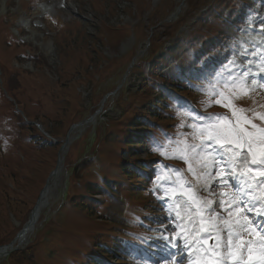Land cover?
<instances>
[{
    "label": "rangeland",
    "instance_id": "rangeland-1",
    "mask_svg": "<svg viewBox=\"0 0 264 264\" xmlns=\"http://www.w3.org/2000/svg\"><path fill=\"white\" fill-rule=\"evenodd\" d=\"M253 1L263 7L264 0H0V113L11 117L6 122L17 137L0 126V246L27 223L57 158H63L28 241L1 256L0 264H83L90 255L98 258L99 247L118 254L145 238L156 242V230L167 221L155 206L147 175L129 180L121 166L175 157L153 152L156 143L167 144V153H175L174 143L183 148L195 144L185 122L174 116V101L163 106L165 99H156L162 90L172 99L187 97L233 119L228 108L216 103L219 95L214 100L203 93L171 92L166 88L175 85L166 80L173 67L180 65L179 74L189 75L206 55L218 58V49L224 51L226 41L233 40L234 26ZM260 16H253L258 23L253 29L264 31V12ZM245 25L238 40L263 44L264 36L254 30L250 34ZM235 61L241 63L237 55ZM236 93L234 106L264 129L259 118L264 116V92L247 85ZM23 116L58 143L43 147L44 138ZM137 119H144L147 128L133 126ZM73 125L79 127L69 134ZM189 156H194L190 150ZM198 169L195 175L188 166L185 170L195 178L196 190L215 205L217 188L211 196L204 169ZM113 257L109 264H134L130 257Z\"/></svg>",
    "mask_w": 264,
    "mask_h": 264
},
{
    "label": "snow or ice",
    "instance_id": "snow-or-ice-1",
    "mask_svg": "<svg viewBox=\"0 0 264 264\" xmlns=\"http://www.w3.org/2000/svg\"><path fill=\"white\" fill-rule=\"evenodd\" d=\"M258 35H264V33H258ZM240 54L247 56L244 51H241ZM260 61V70L264 72V56L260 57ZM248 63L253 62L248 61ZM232 66H235L237 70H233ZM240 67L241 65H237L235 59L231 60L228 64L223 65L222 71L217 72L208 82V86L212 88L210 95L213 97L219 95L220 99H217L216 103L228 108L232 112L233 119L219 115L198 116L194 114L190 106L185 105H181L177 109L178 113L182 111L190 118L194 135L200 138L201 142L177 149L176 158L188 164V170L194 175L196 170L192 166L191 159L199 158L197 163L204 169L202 178L208 181L206 190L211 196L215 197L218 186L228 187L231 192H221L220 199L215 205L212 200L203 202L191 188L184 186V181L179 178L180 169L166 168L167 172H174L178 177L172 186H168L170 178L166 179L161 176V169L166 166L159 165L156 180L153 181L155 185L153 191L160 193L167 186V191L163 192V196L170 195L172 199L169 204L167 200L157 195V199L168 205L164 208L168 220L167 223L161 221L162 227L156 230L155 248L160 255L154 264H226L227 261H231V264H253V257L256 254L255 242L239 240L241 231H248L250 234L260 236L262 250L258 261L259 264H264V203H261L264 200V129L251 124L245 116L241 115L243 110L234 106L236 89L246 88L248 84L264 87V76L254 74L251 67L239 71ZM217 85L229 89L232 95L225 96L224 92L218 93ZM199 91L205 92V89L202 88ZM259 118L264 119V116ZM244 125H250L254 131H248ZM165 139L167 143H173L171 137L165 136ZM215 144H219L223 151H218L213 146ZM226 145H230V147H226ZM166 147L167 144L156 143L152 150L167 156L169 154ZM189 150L194 154L191 158ZM217 178H219L218 181ZM157 181H164V183H157ZM258 191L261 193L260 196H257ZM177 196L186 199L178 200ZM221 206L227 211L228 220L219 215ZM191 209H195L194 214L200 217L199 231L201 233L216 228L217 220L227 225V243L225 244V241L217 234L215 245L202 248L201 241L206 242L209 237L196 235L190 231V225L194 224V221L188 225L184 222V215L189 217L193 215ZM173 211L175 220L172 215ZM252 213L255 215H251ZM205 214H207V219ZM233 216L236 217L235 230H233L231 219ZM237 240L239 242L234 243ZM245 246L247 247V259L241 251ZM225 248L227 249L226 256L221 251ZM149 259H143L140 264H149Z\"/></svg>",
    "mask_w": 264,
    "mask_h": 264
},
{
    "label": "trees",
    "instance_id": "trees-1",
    "mask_svg": "<svg viewBox=\"0 0 264 264\" xmlns=\"http://www.w3.org/2000/svg\"><path fill=\"white\" fill-rule=\"evenodd\" d=\"M232 36H233V39H234L236 37V33H233ZM228 42L229 41H226V43H228ZM179 44L180 43H178V45ZM218 50H220L219 53H221V54L223 52H225V50L221 51L220 48ZM190 74L193 75L194 73L192 74L190 72L189 75H188V74H186V71H185V73L179 74L178 69L173 67V68H171L170 72L168 73V76H169V78H171V80H166V83L175 85V87L172 89L173 92H176L178 90V92L184 93L187 96H189V95L195 96L196 92L191 89L192 85H190V84H193V80L188 78V77H192V76H190ZM185 78H188V79H186L188 83L186 82ZM156 89H157V87L154 86L153 87V91L155 92ZM162 92H163V94L157 96L156 99L164 98L165 100L163 102V106H165L167 103H170L171 101H174L173 102L174 103V108H175L174 116L177 119V121L184 122V118L182 117V114L180 112L178 113L177 108L175 106V101H177V100L176 99H172L171 98V94L167 93L166 91L162 90ZM142 112H144V111H142ZM168 112L171 113L170 111H168ZM149 114H150V110L146 113V116L149 115ZM146 122H150V121H146ZM132 124H133V126H136V124H137L139 126L138 128H145V129L147 128L144 119H142V120H139V119L133 120ZM41 137H43V136L41 135ZM139 142H140V144L142 143L141 140ZM127 144H128V142H127ZM130 144H132V142H130L128 144L129 148H134L135 147V145H130ZM41 145L43 147L44 146H48L47 143H41ZM151 160H153V159H151ZM146 164L149 165L150 162H147ZM148 168L149 167H147L144 162L140 163V164H137V165H135V164L131 165L130 163H128L126 165H122L121 166V169L125 172L124 175L127 176V179H129V180H131L133 177L141 179V177H138V174H140V171L142 173L148 172ZM100 188L106 190L107 186L106 185H102V186H100ZM96 249H97L98 253L101 255V257L104 260H109V259H111L114 256V254L116 255V253H113L111 251H106L102 247H99V248H96ZM85 263L86 264H104L103 260L100 261L98 258L96 259V258L92 257V255L87 257V259L85 260V262L83 264H85Z\"/></svg>",
    "mask_w": 264,
    "mask_h": 264
},
{
    "label": "bare ground",
    "instance_id": "bare-ground-1",
    "mask_svg": "<svg viewBox=\"0 0 264 264\" xmlns=\"http://www.w3.org/2000/svg\"><path fill=\"white\" fill-rule=\"evenodd\" d=\"M6 135L11 136L8 132H6ZM62 161H63V158L61 157L59 159V162H58L59 166L61 165ZM49 189H50V181L47 183L46 188H43L41 193H40L35 213L30 215L29 220L32 218V220L34 219L35 222L32 225H31V223L29 225H27L26 228H25V231L23 233H20V235L17 236L13 240L11 246H9L7 248H0V258H1V255L6 253L7 251L9 252L10 249L19 248V247H21L22 245H24L28 241L29 236L33 232V230L35 228V225H36L37 221L39 220V217H40V214H41L42 210L44 209L45 205L47 204L46 202H48L47 201V196H48V193H49ZM29 220H28V222H29Z\"/></svg>",
    "mask_w": 264,
    "mask_h": 264
},
{
    "label": "water",
    "instance_id": "water-1",
    "mask_svg": "<svg viewBox=\"0 0 264 264\" xmlns=\"http://www.w3.org/2000/svg\"><path fill=\"white\" fill-rule=\"evenodd\" d=\"M56 171H57V169H55V170L49 175V177L52 176V175H55ZM44 188H45V187H44ZM37 204H38V200H37V202L35 203V205H34L32 211H31V214H30V215H32L33 213H35V211H36V207H37ZM34 222H35V220H34V219L32 220V218H31V219L29 220V222H28V223L22 228V230L16 235V237L19 236L20 233H23V232L25 231V228H26L27 225H29L30 223H31V225H32ZM10 244H11V243H10Z\"/></svg>",
    "mask_w": 264,
    "mask_h": 264
}]
</instances>
